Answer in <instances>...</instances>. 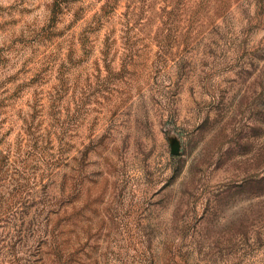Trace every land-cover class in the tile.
<instances>
[{
	"label": "rangeland",
	"instance_id": "374dc122",
	"mask_svg": "<svg viewBox=\"0 0 264 264\" xmlns=\"http://www.w3.org/2000/svg\"><path fill=\"white\" fill-rule=\"evenodd\" d=\"M0 264H264V0H0Z\"/></svg>",
	"mask_w": 264,
	"mask_h": 264
}]
</instances>
